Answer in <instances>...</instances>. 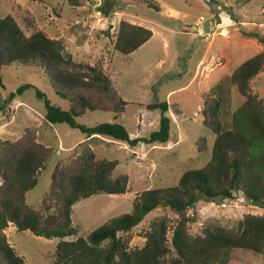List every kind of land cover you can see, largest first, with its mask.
<instances>
[{"label": "rangeland", "instance_id": "374dc122", "mask_svg": "<svg viewBox=\"0 0 264 264\" xmlns=\"http://www.w3.org/2000/svg\"><path fill=\"white\" fill-rule=\"evenodd\" d=\"M157 7V8H155ZM17 18L27 33L41 30L46 36L62 39L65 57H71L69 70L89 73V66L102 65L112 83L109 94L81 91L95 106L76 120L92 126L104 122L123 124L132 137H148L158 128V112L147 110L150 100H166L172 119L169 140L164 144L124 142L97 136L89 140L80 130L66 123L45 120L43 99L64 109L70 101L58 97L40 66L11 64L1 69L0 138L16 139L27 127L36 128L39 141L53 148L37 185L26 195L29 205L38 206L50 185L55 164L73 154L78 144L88 141L100 158L117 159L114 175L127 174L124 194H95L72 206V225L76 236L86 237L111 218L131 212L135 198L146 189L177 184L181 174L204 166L210 159L215 135L203 124L202 110L212 97L222 101L221 121L230 128L232 114L245 97L230 75L242 62L264 48L256 39L244 37L241 29L264 35V0L249 3L235 0H81L70 6L65 0H0V17ZM121 19L148 27L151 38L134 55L113 47L112 39ZM108 30L106 35L104 31ZM29 85L19 92L20 87ZM252 91L264 102V70L253 81ZM13 95V96H11ZM171 110V112H170ZM206 110V109H205ZM175 119V120H174ZM174 121V122H173ZM206 139L199 150L197 140ZM254 144L264 155V141ZM2 179L0 177V184ZM264 215V206L254 205L240 191L222 201L200 199L187 214L195 222L192 234L206 220L231 228L245 214ZM166 215L171 225L179 215L156 208L130 233L128 246L141 247L150 221ZM170 230V234H171ZM8 242L25 264H55L59 239L20 231L13 223L5 229ZM169 234V235H170ZM227 264H264L261 254L235 249Z\"/></svg>", "mask_w": 264, "mask_h": 264}, {"label": "trees", "instance_id": "16d2710c", "mask_svg": "<svg viewBox=\"0 0 264 264\" xmlns=\"http://www.w3.org/2000/svg\"><path fill=\"white\" fill-rule=\"evenodd\" d=\"M65 1L74 7L81 3ZM104 33L108 35L109 31ZM241 33L264 45L263 34L245 29ZM114 36V49L129 54L146 43L152 31L121 19ZM70 58L64 55L62 39L50 38L41 30L27 33L13 15L0 17V72L11 64L40 66L53 92L70 101L64 109L52 104L37 89V98L44 101L47 122L66 123L84 133L88 140L102 136L131 147L169 140L172 119L166 100L154 99L144 105L145 109L158 112V128L148 137H132L118 122L92 126L78 123L79 116L95 110L81 91L109 94L112 83L100 64L89 66V73L69 70L66 65L71 63ZM263 70L264 48L231 73V81L245 100L232 114L230 128L223 127L219 97H212L205 104L203 124L215 138L204 166L184 171L174 186L143 190L135 198L131 212L111 218L86 237L65 239L77 235L72 225V206L95 194L126 193L128 175H114L119 161L98 157L88 141L78 144L72 155L55 164L48 190L34 207L27 203L26 195L37 185L53 148L39 141L37 130L32 127L25 128L16 139L0 138V264H25L8 242L5 229L9 223L20 231L59 239L54 251L55 264H227L235 249L264 257V215L245 214L231 228L209 219L197 234H192L189 227L195 219L187 214L200 199L222 201L233 198L237 191L252 204L264 206V155L254 144L257 139L264 141V102L252 91L254 79ZM28 87L23 85L19 92ZM206 144L204 137L197 140L199 150L206 149ZM156 208L169 209L179 218L171 225L166 215L154 217L144 233V245L130 248L132 229Z\"/></svg>", "mask_w": 264, "mask_h": 264}, {"label": "crops", "instance_id": "0c3cea01", "mask_svg": "<svg viewBox=\"0 0 264 264\" xmlns=\"http://www.w3.org/2000/svg\"><path fill=\"white\" fill-rule=\"evenodd\" d=\"M145 44L146 43H144L142 46H140L139 48H137L135 51H133L132 53H130V54H135L139 49H142L144 46H145ZM170 112H171V110H170ZM175 120V119H174ZM174 122V121H173Z\"/></svg>", "mask_w": 264, "mask_h": 264}]
</instances>
